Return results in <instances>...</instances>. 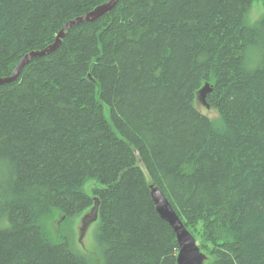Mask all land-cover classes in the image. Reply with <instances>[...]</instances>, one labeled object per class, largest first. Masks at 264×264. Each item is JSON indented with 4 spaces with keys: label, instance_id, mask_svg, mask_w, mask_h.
<instances>
[{
    "label": "trees",
    "instance_id": "1",
    "mask_svg": "<svg viewBox=\"0 0 264 264\" xmlns=\"http://www.w3.org/2000/svg\"><path fill=\"white\" fill-rule=\"evenodd\" d=\"M108 1L0 0V77ZM254 1L119 0L0 85V264H178L152 184L205 264H264V16L245 22ZM206 83L216 120L197 107ZM95 201L92 262L45 223Z\"/></svg>",
    "mask_w": 264,
    "mask_h": 264
},
{
    "label": "water",
    "instance_id": "2",
    "mask_svg": "<svg viewBox=\"0 0 264 264\" xmlns=\"http://www.w3.org/2000/svg\"><path fill=\"white\" fill-rule=\"evenodd\" d=\"M118 2L119 0H109L108 2L95 7L86 15L78 17L66 23L51 45L42 50L32 51L26 54L17 64L10 76L0 77V85L14 83L18 79L24 67L28 65L31 60L50 55L51 53L57 51L61 46L62 41L65 39L69 28L75 25L96 22L106 14L110 13L116 7ZM211 87L212 86L207 83L199 90L197 94V101L201 103L207 110L211 109L210 105L206 101ZM150 190L151 197L155 204L158 215L162 220L168 223V225L172 228L176 235L177 243L179 246L177 263L205 264L207 262V256L201 251L195 237L188 231L166 195L159 187L153 185L150 186ZM98 216V202L95 201V206L83 218L81 227L82 238L84 237L90 225L98 220Z\"/></svg>",
    "mask_w": 264,
    "mask_h": 264
},
{
    "label": "rangeland",
    "instance_id": "3",
    "mask_svg": "<svg viewBox=\"0 0 264 264\" xmlns=\"http://www.w3.org/2000/svg\"><path fill=\"white\" fill-rule=\"evenodd\" d=\"M264 16V5L262 0H255L252 5L250 13L246 16L245 22L247 24H255ZM197 107L207 116L217 119L218 113L214 109L207 110L201 103H197ZM108 113V110H106ZM90 185L88 184L86 190L89 191ZM91 210L83 213L82 215L70 220L62 225L65 221L64 217L59 214L52 216L45 223L46 229L53 241L59 242L61 238L58 237L60 230H66L70 236L71 248L82 255H86L92 262L99 260L100 250L96 243V232L98 229V220L93 222L85 233L84 237L81 236V227L84 216ZM62 225V226H61ZM94 260V261H93Z\"/></svg>",
    "mask_w": 264,
    "mask_h": 264
},
{
    "label": "bare ground",
    "instance_id": "4",
    "mask_svg": "<svg viewBox=\"0 0 264 264\" xmlns=\"http://www.w3.org/2000/svg\"><path fill=\"white\" fill-rule=\"evenodd\" d=\"M252 5H253V3H252ZM252 5H251V7H250V9L248 10V12H247V14H246V16L250 13V11H251V9H252ZM207 84V83H206ZM153 186H156V185H154V184H152ZM157 187V186H156ZM189 231V230H188ZM190 232V231H189ZM191 233V232H190ZM192 234V233H191ZM193 235V234H192Z\"/></svg>",
    "mask_w": 264,
    "mask_h": 264
}]
</instances>
